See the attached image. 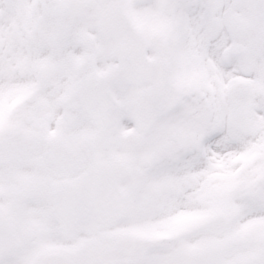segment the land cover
Segmentation results:
<instances>
[{
	"label": "snow or ice",
	"instance_id": "obj_1",
	"mask_svg": "<svg viewBox=\"0 0 264 264\" xmlns=\"http://www.w3.org/2000/svg\"><path fill=\"white\" fill-rule=\"evenodd\" d=\"M0 264H264V0H0Z\"/></svg>",
	"mask_w": 264,
	"mask_h": 264
}]
</instances>
